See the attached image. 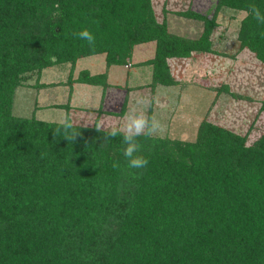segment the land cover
Wrapping results in <instances>:
<instances>
[{
  "label": "trees",
  "instance_id": "16d2710c",
  "mask_svg": "<svg viewBox=\"0 0 264 264\" xmlns=\"http://www.w3.org/2000/svg\"><path fill=\"white\" fill-rule=\"evenodd\" d=\"M250 4L264 13V0H217L211 16L179 11L203 24L189 38L170 32L151 0H0V264H264V129L249 140L203 119L191 141L141 136L149 164L130 169L122 136L105 142L96 122L73 123L71 144L53 136L55 121L12 112L17 87L33 76L35 86L57 84L39 77L58 65L70 69L67 84L103 95L108 74L74 77L76 61L104 54L106 66L125 65L145 42L155 44L140 63L151 86L175 85L170 60L213 52L224 7L245 13L239 48L264 65V24ZM84 28L94 47L74 35Z\"/></svg>",
  "mask_w": 264,
  "mask_h": 264
},
{
  "label": "rangeland",
  "instance_id": "374dc122",
  "mask_svg": "<svg viewBox=\"0 0 264 264\" xmlns=\"http://www.w3.org/2000/svg\"><path fill=\"white\" fill-rule=\"evenodd\" d=\"M151 2L156 18L164 20L170 32L195 38L202 31V22L178 12L192 9L211 16L217 0ZM244 15L242 11L222 8L216 15L217 26L212 33L214 51L194 52L189 57L170 60L171 72L177 80L175 85L151 86L150 66L140 63L153 56L155 44L145 42L134 47L133 56L125 65L106 66L104 54L76 61L74 77L81 69L92 74L106 72L111 83L122 87V91L113 93L118 96L110 99L111 105L102 106L99 86L67 84L70 69L64 64L44 69L39 77V82L55 85L35 86L33 76L25 85L18 86L12 112L47 121H57L68 114L74 124L90 126L96 122L109 130L122 126L126 114L133 108L145 110L147 104L146 114L154 116L161 125L155 136L191 141L196 137L198 124L206 119L237 133H248L249 140H253L264 129V110L260 108L264 100V65L253 52L239 48L237 31ZM222 86L234 93L233 96L218 92ZM122 100H125V111L117 114ZM138 100L144 103L138 104Z\"/></svg>",
  "mask_w": 264,
  "mask_h": 264
},
{
  "label": "clouds",
  "instance_id": "9594fccd",
  "mask_svg": "<svg viewBox=\"0 0 264 264\" xmlns=\"http://www.w3.org/2000/svg\"><path fill=\"white\" fill-rule=\"evenodd\" d=\"M249 11L252 17L259 23L264 24V13L261 12L260 8L255 4H250ZM74 35L81 39L87 41L89 47L95 46V36L87 28L80 30ZM48 59L55 63L57 60L56 56H50ZM138 104L144 103L142 100L137 101ZM145 110H138L133 108L129 111L126 116L122 126H113L105 133V142L110 138H115L118 135L122 136V142L125 145L123 149V156L128 162V167L130 169H144L149 164L147 157L138 154L141 149V144L138 138L143 136L145 138H152L157 135L161 130L160 122L153 116L150 117L146 114L147 104H145ZM56 127L53 129V136H60L69 141V143H74L77 136L80 135L79 131L74 129L73 123L68 116L64 114L57 121H55ZM97 131H102V125H97ZM119 162H114L113 167L119 168Z\"/></svg>",
  "mask_w": 264,
  "mask_h": 264
},
{
  "label": "crops",
  "instance_id": "0c3cea01",
  "mask_svg": "<svg viewBox=\"0 0 264 264\" xmlns=\"http://www.w3.org/2000/svg\"><path fill=\"white\" fill-rule=\"evenodd\" d=\"M110 74H111V71H110ZM107 79H108L109 85L105 89L104 94L102 95V93H101L102 97L100 98L102 106H106V105H109V104L111 105L110 99L113 98V96H115V95H116V97L118 96L117 94H113V93H115V92H117L119 90H121V91L123 90L122 87L119 84H117V83L113 84V83H111L109 81L110 75L107 76ZM124 101L125 100H122V102L120 104V109H121V106L124 103ZM114 103H116V102H114Z\"/></svg>",
  "mask_w": 264,
  "mask_h": 264
}]
</instances>
